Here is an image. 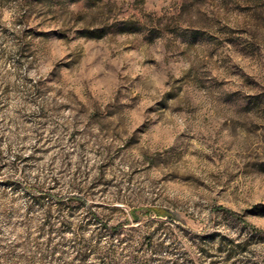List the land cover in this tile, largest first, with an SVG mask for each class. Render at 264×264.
Returning a JSON list of instances; mask_svg holds the SVG:
<instances>
[{"label": "rangeland", "instance_id": "1", "mask_svg": "<svg viewBox=\"0 0 264 264\" xmlns=\"http://www.w3.org/2000/svg\"><path fill=\"white\" fill-rule=\"evenodd\" d=\"M0 264H264V0H0Z\"/></svg>", "mask_w": 264, "mask_h": 264}, {"label": "trees", "instance_id": "2", "mask_svg": "<svg viewBox=\"0 0 264 264\" xmlns=\"http://www.w3.org/2000/svg\"><path fill=\"white\" fill-rule=\"evenodd\" d=\"M4 181H5L6 184H10V185H15L16 184V182H14L13 180H10V179H5ZM132 213H133L134 219H137L136 218L137 213L135 211H133ZM156 213H157L158 217H167L168 216V213L166 211H163V210H157ZM121 226H122V224H119L117 226L111 227V229L117 230Z\"/></svg>", "mask_w": 264, "mask_h": 264}]
</instances>
